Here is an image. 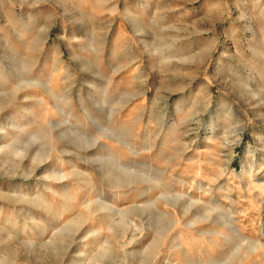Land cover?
<instances>
[{"label":"rangeland","instance_id":"obj_1","mask_svg":"<svg viewBox=\"0 0 264 264\" xmlns=\"http://www.w3.org/2000/svg\"><path fill=\"white\" fill-rule=\"evenodd\" d=\"M0 264H264V0H0Z\"/></svg>","mask_w":264,"mask_h":264}]
</instances>
